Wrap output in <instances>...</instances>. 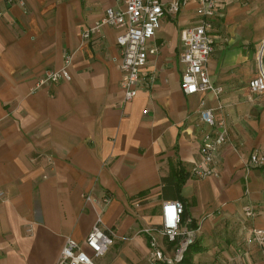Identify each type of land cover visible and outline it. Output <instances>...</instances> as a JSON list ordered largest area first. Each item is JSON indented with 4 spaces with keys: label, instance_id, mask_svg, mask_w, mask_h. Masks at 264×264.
<instances>
[{
    "label": "crops",
    "instance_id": "0c3cea01",
    "mask_svg": "<svg viewBox=\"0 0 264 264\" xmlns=\"http://www.w3.org/2000/svg\"><path fill=\"white\" fill-rule=\"evenodd\" d=\"M197 2L162 20L139 93L125 102L115 61L122 30L106 26L99 39L83 40L122 3L0 0V264H56L68 238L91 254L85 242L98 216L114 243L96 264H150L144 230L161 228L167 201H181L183 219L199 227L179 264H264V248L247 245L245 230H264V172L249 164L255 153L264 157V93L249 88L264 67V0L218 5L207 65L223 88L218 98L180 87L182 33L200 21ZM67 54L71 81L32 93ZM202 102L226 123L229 141L216 151L215 174L199 180L191 171L210 130ZM156 236L174 257L177 244Z\"/></svg>",
    "mask_w": 264,
    "mask_h": 264
},
{
    "label": "built area",
    "instance_id": "2783aa9c",
    "mask_svg": "<svg viewBox=\"0 0 264 264\" xmlns=\"http://www.w3.org/2000/svg\"><path fill=\"white\" fill-rule=\"evenodd\" d=\"M117 1L122 3L124 8L120 10L107 9L105 16L83 33V40L88 42L95 41L96 38L99 39L106 26L122 30V33L117 37L119 57L115 61L119 63L122 72L121 88L124 100L130 102L137 97L143 83L140 75L149 59L148 44L160 30L162 20L167 15H178L191 0ZM5 2L9 5L15 4V0H5ZM220 2L221 0H198L200 21L182 33L184 50L181 54V62L185 66V70L180 87L187 96L209 92L218 98L223 93L222 87L213 84L207 69L209 59L215 49L213 30ZM263 54L264 48L260 51V58ZM72 62V55L67 54L62 68L46 71L37 80L31 92L35 93L46 85L70 82ZM249 88L253 93H264V67L262 65H260L258 75L250 81ZM200 117L210 130L203 137L200 159L191 172L195 179L203 180L215 174L213 169L215 154L229 141V131L223 120H216L213 110L208 108L205 102L200 105ZM249 164L252 168H259L264 172L263 156L253 154ZM85 199L97 205L102 203L105 207L110 203L108 198L98 201L91 196H86ZM161 211V228L159 230L153 228L144 230V233L150 238V264H179L184 260L189 249L196 244L199 227L188 228L183 225L185 208L181 201L164 202ZM244 216L247 220L253 219L256 216L254 208L247 206L244 209ZM245 230L248 232L247 245L264 248V230L255 228L251 230L246 228ZM156 233L167 241L177 244L174 257L166 255ZM113 243V233L102 228V217L98 216L97 223L85 242V246L91 254L83 250L81 243L68 238L56 264H96V259L107 254Z\"/></svg>",
    "mask_w": 264,
    "mask_h": 264
},
{
    "label": "trees",
    "instance_id": "16d2710c",
    "mask_svg": "<svg viewBox=\"0 0 264 264\" xmlns=\"http://www.w3.org/2000/svg\"><path fill=\"white\" fill-rule=\"evenodd\" d=\"M183 225L184 226H186V227H188V228H192V223L191 222H186L184 219H183ZM194 246H192L190 249H189V251L188 252H190V251H192V248H193ZM187 252V253H188ZM186 260V259H185Z\"/></svg>",
    "mask_w": 264,
    "mask_h": 264
}]
</instances>
